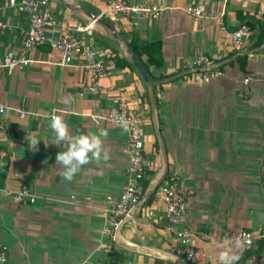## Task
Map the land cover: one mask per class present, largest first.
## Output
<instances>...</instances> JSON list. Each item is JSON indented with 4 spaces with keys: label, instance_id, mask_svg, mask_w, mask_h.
<instances>
[{
    "label": "crops",
    "instance_id": "1",
    "mask_svg": "<svg viewBox=\"0 0 264 264\" xmlns=\"http://www.w3.org/2000/svg\"><path fill=\"white\" fill-rule=\"evenodd\" d=\"M46 2L56 32L89 26L77 33L80 40L110 50L113 59L97 93L87 90L88 76L77 57L60 66V54L47 46L29 51L37 63L0 72V104L7 107L0 135V149L6 152L0 166V241L8 247L4 264H218L226 240L264 226V40L256 45L251 38L233 53L224 38L243 21H256L264 31V0H151L172 11L146 16L136 25L108 15L107 0ZM186 6L198 7L203 16L195 19L182 10ZM88 13L114 27L126 44L134 39L161 43L163 65L148 66L144 56L138 60L152 84L143 82ZM0 22L10 25L0 34L1 60L8 51L18 52L23 34L32 30L8 0H0ZM203 55L222 57L216 65L223 76L208 83L190 79L185 62ZM240 56H245L242 67ZM118 58L129 64H117ZM118 100L140 118L147 184L112 239L102 232L105 199H117L126 182V134L93 116ZM19 109L25 112L22 118ZM52 114L61 115L73 135L106 130L110 158L85 165L71 182L62 179L55 157L67 146L51 142ZM33 138L38 150L30 148ZM168 179L186 197L185 225L193 246L210 254L208 262L187 261L171 249L157 191ZM19 189L35 201L15 203L12 195ZM238 251L242 258L246 250ZM238 264H264V245L260 256L251 254Z\"/></svg>",
    "mask_w": 264,
    "mask_h": 264
},
{
    "label": "built area",
    "instance_id": "2",
    "mask_svg": "<svg viewBox=\"0 0 264 264\" xmlns=\"http://www.w3.org/2000/svg\"><path fill=\"white\" fill-rule=\"evenodd\" d=\"M20 12L25 14L26 20L32 30V34H23L21 39V49L18 52L8 51L0 60V72L5 68L26 67L37 63L32 60L28 53L38 46H47L49 50L57 51L60 54L58 65L68 66L77 57V66L88 76L87 90L97 93L100 90V81L106 76V65L112 61L113 54L107 49H98L84 45L78 37L79 31L86 28L77 26L75 28H63L56 32L57 25L55 16L48 10L46 0H8ZM106 11L108 15L116 17L123 16L132 21L134 25L146 17H156L160 12H171L170 7H157L151 0H140L131 2L130 0H107ZM182 10L199 19L203 16L202 11L195 6H186ZM51 28L48 30V28ZM10 25L0 22V34L7 31ZM254 32L245 23H241L234 31L224 34L227 47L233 52L241 51L244 43L252 38ZM222 59L221 56L210 58L199 56L185 62V67L190 69V79L197 83H208L210 80L223 76V72L216 65ZM249 79H244L247 82ZM7 107L0 104V135L6 130V125L2 119ZM19 118L25 115L21 109L16 110ZM53 115V114H52ZM51 115L49 116V118ZM123 117L130 122L129 131L125 132L120 127L119 119ZM95 120H101L118 126L125 134L126 140L124 153L127 159L126 182L118 198L113 200L111 197L105 199V209L107 213L106 222L103 226V234L115 239L117 231L123 219L137 206L143 197L142 187L146 172L144 160V143L140 133V118L136 112L127 108L123 100H118L113 108L103 112L101 115L93 116ZM6 152L0 149V166ZM1 187V173H0ZM165 205V231L171 240L173 253L187 261L205 263L210 261V254L204 249H196L193 246V235L186 227L184 218L187 209L186 197L179 190L178 184L174 179H168L157 187ZM12 199L15 203L24 200L35 201V196L26 189H19L13 192ZM242 236L243 249L248 251L255 248L258 242L264 241V226L256 232L238 231L231 239ZM8 247L0 241V257L6 262ZM96 264H105L99 261ZM219 264V263H218Z\"/></svg>",
    "mask_w": 264,
    "mask_h": 264
},
{
    "label": "clouds",
    "instance_id": "3",
    "mask_svg": "<svg viewBox=\"0 0 264 264\" xmlns=\"http://www.w3.org/2000/svg\"><path fill=\"white\" fill-rule=\"evenodd\" d=\"M119 124L123 131H129L130 122L128 120L121 117ZM49 127L55 133V139L51 142L57 146L62 143L67 146L65 151L58 152L55 157L62 179L71 182L85 165L110 158L104 145V140L108 135L106 130H101L98 134L73 135L68 124L59 114L51 115ZM38 144L39 141L33 138L30 148L38 150ZM45 146H47V142H45ZM243 242L242 236L226 240L219 251V264H238L241 259L238 250L243 247ZM3 260L4 258L0 257V264Z\"/></svg>",
    "mask_w": 264,
    "mask_h": 264
},
{
    "label": "trees",
    "instance_id": "4",
    "mask_svg": "<svg viewBox=\"0 0 264 264\" xmlns=\"http://www.w3.org/2000/svg\"><path fill=\"white\" fill-rule=\"evenodd\" d=\"M242 23H245L249 25V27L253 30V32H257L255 35L253 34L252 38H255V44L258 45L264 40V31L261 29V26L256 21H243ZM251 39V38H250ZM128 47L131 49L132 53L135 55V57L140 61V57L144 56L145 61L148 63V66H154L159 67L163 65V58L161 53V43L159 41H153V42H147V43H138L136 39L134 41L127 42ZM237 61L240 63V66L242 67L245 64V56H240L237 58ZM117 64L120 63H127L129 64L125 59L118 58L116 60ZM219 69H221V66H218ZM146 70L147 67H145ZM146 172L143 179L142 187L143 190L146 187L147 181H146ZM264 241L258 242L253 248V250L245 251L244 255L240 260H243L244 258L248 257L249 255H255L260 256L261 251L263 249Z\"/></svg>",
    "mask_w": 264,
    "mask_h": 264
},
{
    "label": "water",
    "instance_id": "5",
    "mask_svg": "<svg viewBox=\"0 0 264 264\" xmlns=\"http://www.w3.org/2000/svg\"><path fill=\"white\" fill-rule=\"evenodd\" d=\"M88 17L91 19V21L94 24L101 26L109 34L111 39L114 41L115 45L123 52L125 58L132 65V67L135 69V71L140 76V78L143 80V82L149 85L152 84L149 74L142 67L138 59L135 57L131 49L128 47L126 42L121 38L119 33L114 29V27H112L104 19L94 16L93 14L88 13Z\"/></svg>",
    "mask_w": 264,
    "mask_h": 264
}]
</instances>
